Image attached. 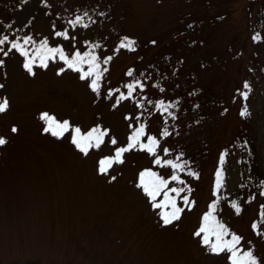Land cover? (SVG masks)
Listing matches in <instances>:
<instances>
[{
    "label": "rangeland",
    "instance_id": "obj_1",
    "mask_svg": "<svg viewBox=\"0 0 264 264\" xmlns=\"http://www.w3.org/2000/svg\"><path fill=\"white\" fill-rule=\"evenodd\" d=\"M78 1L67 0V4L75 6ZM80 2L82 6L77 7L85 9L88 24L94 18L88 5L94 0ZM106 3L109 13L100 27V44L95 53L103 75L99 90L94 92L89 86L92 78L81 80L80 73L67 68L59 55L49 59L47 67L40 66L37 56L30 74L23 66L25 57L11 49L13 42L19 43L28 52V58H32L46 40L49 47L63 49L69 58L76 52L91 54L90 48L95 46L90 45L96 36L90 30L80 31L79 38L73 37L74 46H70L65 41L71 37L65 40L44 25L31 32L34 21L29 15L33 8L24 7L16 14V0H0V39L7 37L0 44V101L7 99L9 104L0 113V137L7 141L0 146V264H229L228 253H211L194 233L210 205L215 204L213 215L229 230L224 239L237 233L249 238V243H257V238L249 235L247 224L255 214L256 204L250 203L239 214L230 207L239 174L238 152L229 147L221 163L222 186L214 194L217 146L226 149L232 143L240 123L236 106L224 112L217 106L212 111V123L198 127L184 125L183 120L174 125L163 118V113L156 114L144 126L145 134L141 138V143H147L148 136L159 141L155 155L139 150L137 145L123 153L122 163H113L104 174L99 171V161L114 157L116 149L127 146L140 115L135 109L132 111L133 103L117 100L120 73L133 58L119 48L124 38L131 35L138 40L149 35L164 38L174 34V28L188 19L209 20L210 16L226 13L209 33L226 42L233 38L236 48L244 43L243 65L252 64L258 69L256 59L249 58L253 52H264V39L254 44L243 39L259 32L264 37V24L260 25L264 0H108ZM29 37L31 40L25 45L24 40ZM104 56L111 59L105 63ZM220 65L215 63L218 80L214 81L218 95H226L231 84L228 87L223 84L230 81L237 64L231 71ZM81 67L83 71L88 69L86 63ZM105 68L107 71H103ZM253 73L248 75H261L259 69L254 68ZM209 74L206 76L210 77ZM246 75L245 67L243 77ZM251 81L256 84L255 95H261L264 80ZM220 86L224 87L219 89ZM255 95L251 100H255ZM257 109L256 103L255 114ZM43 113L59 122L68 121L69 131L61 138L45 132L46 123L40 118ZM215 120L218 124L211 129ZM241 123L255 132V122L241 120ZM13 127L17 129L15 133ZM76 127L81 134L99 127L107 130V135L98 148H90L85 155L71 143V129ZM164 130L169 132L166 137L162 135ZM257 132L264 137V124ZM203 134L205 137L200 140ZM165 145L171 151L170 160L180 146L204 148L197 159L199 171L194 180L177 174L183 183L172 181L173 170L154 163L157 157L165 161ZM145 170L169 181L165 191L185 189L179 196L169 192L176 197L177 206L184 209L179 220L164 225L159 213L170 209H154L143 190L137 187L139 175ZM184 196L191 202L189 205L184 204ZM163 199L161 192L156 202Z\"/></svg>",
    "mask_w": 264,
    "mask_h": 264
},
{
    "label": "trees",
    "instance_id": "obj_2",
    "mask_svg": "<svg viewBox=\"0 0 264 264\" xmlns=\"http://www.w3.org/2000/svg\"><path fill=\"white\" fill-rule=\"evenodd\" d=\"M106 1L108 0H94V2L89 3L88 9H92L94 18L88 24L85 23V9L77 7V5L82 6L80 0L75 6L68 5L67 0H16V14L24 7L33 8L34 10L29 15L31 21H34L30 29L31 32L42 25L53 34L67 32L68 38L65 40L70 37L72 39L65 41V44L70 46H74L71 42L73 37L74 39L79 38L80 31L90 30L96 36L93 44L90 45L95 46L94 49L90 48L91 54L95 55L100 44V39H98L100 38L98 35L101 31L100 27L103 22L107 21L109 13V5ZM37 16L39 18L36 20ZM77 16L82 18L83 24H86L87 27L69 24V21L74 20ZM226 16V13H221L214 17L210 16L209 20L199 19L195 22L188 19L174 28L176 29L174 34H169L164 38L149 35L138 40L133 35L128 37L135 41V51L124 50V53L132 55L133 58L126 65L124 71L120 73V80L116 84V94L117 100L121 94L128 96L126 85H135L138 82L139 86L134 88L130 96L133 97L134 95V97L131 100L128 98L120 100L133 103L132 111L135 109L137 113H140L135 124L137 128L141 125L146 126L147 122L159 113H163V118L171 120L174 125H179V121L183 120L184 125L192 124L198 127L205 122L212 123V115H214L212 111L217 106H220L221 112L230 111L233 107H237L236 117L240 123L235 130V136L233 134L232 143H229L226 149L220 145L217 146L214 174L216 176V172L220 170L222 175L224 167L221 163L223 164L224 160L222 161L220 157L225 158L228 147L231 150H236L238 152L239 183L234 199L230 202V207L232 202H236L243 210L250 203L256 204L255 214L249 218L247 224L249 235L257 238V243H249V238L245 239L241 234H232L241 237L237 246L241 254L244 251H251L257 258L258 264H264V256L261 257L260 255L261 251L264 254V222H262L261 217V206L264 205V195H261V192H264V148H262L264 137L257 132L258 128L264 124V87L260 90L263 92L261 95H255L253 90L256 84L253 85L251 81L253 78L254 80H259V78L264 80V52H253L249 58H255L260 65L258 69L261 75L253 77L254 68L258 69L256 66L252 67V64L243 65L245 59L244 43L236 48L233 44V38H229L226 42L217 40L215 36H211L209 33V29H213ZM263 24L264 17H261L260 25L263 26ZM260 35L259 32L255 35L246 36L243 40H249L250 44L259 43L264 39ZM256 36L259 39H254ZM107 58L109 57L104 56L102 61L105 62ZM217 62L221 64L219 67H226L224 69L229 71L237 64L230 81L223 84L225 87L231 84V90L226 95L223 93L218 95V90H216L217 82L214 80H218V70L215 66ZM245 67L247 75L243 77ZM129 70H132L131 76L127 74ZM208 72L210 77L206 76ZM250 73L253 74L248 75ZM255 73L257 74V72ZM206 78L209 79L206 80ZM201 79L203 80L201 81ZM204 80L207 83H203ZM245 84L249 86L247 89L244 87ZM224 86L218 88L222 89ZM242 92L248 93L246 100L241 95ZM254 95L255 100H251ZM226 100H229V103ZM159 102H163L165 105L171 104L174 107L169 108L167 112H162L156 107ZM151 103H153V109ZM256 103L258 109L255 114ZM245 108L247 114L242 116L241 111ZM160 117L162 118V116ZM241 120L255 122L257 124L255 132H251L252 129L247 125L246 127L243 126ZM216 122L217 120L211 125V129L217 126L218 123ZM204 137L205 134L200 137V140ZM217 139L218 136L215 140L217 141ZM206 144L205 142L204 145L206 146ZM163 149H168L164 160H170L169 146L165 145ZM177 149V154L171 160L182 165V167L177 169H173L171 166L167 167L179 177L186 176L194 180L199 171L197 159L200 158L204 148L196 145L189 149H184L182 146ZM189 172L194 175H189ZM231 209L234 208L231 207ZM253 223L258 225L256 230L252 228ZM227 239H231V235Z\"/></svg>",
    "mask_w": 264,
    "mask_h": 264
},
{
    "label": "snow or ice",
    "instance_id": "obj_3",
    "mask_svg": "<svg viewBox=\"0 0 264 264\" xmlns=\"http://www.w3.org/2000/svg\"><path fill=\"white\" fill-rule=\"evenodd\" d=\"M69 24L83 25L87 27L86 24H83V20L80 16H77L74 20H70ZM57 36H63L65 39L68 38L67 32H56ZM7 37L0 39V44H4ZM254 39H259L258 36L254 37ZM31 38H26L24 40V44L27 45L30 42ZM119 48L127 49L129 51H135V41L124 38ZM11 49H15L19 54L25 57V62L23 64L24 68L31 74L33 62L39 57L40 66L47 67V61L57 55H59L60 60L64 62L67 68L80 73V79L85 80L88 78H92L90 82V87L94 92L99 90V81L102 78L103 72L101 71L100 64L97 62L98 58L95 55L90 53H85L81 55L79 52H76L69 58L65 55L63 49L59 47H49L48 42L46 40L40 43V46L36 49V54L32 58H28V52L26 49L20 45L19 43L13 42L11 44ZM7 53H5L6 55ZM111 57L107 58L110 60ZM105 60V63H107ZM88 65L87 71L82 70L83 64ZM63 71V70H61ZM103 71H107V69H103ZM129 76L132 75V70H129L127 73ZM139 86L137 84H128L126 85L128 89V96L121 94L118 97V102L120 100L127 99L131 96L135 87ZM245 89L249 86L247 84L244 85ZM117 91H119L117 89ZM111 95V93H109ZM241 95L246 100L247 92H242ZM9 104L7 99L0 101V113H3L7 110ZM156 107L162 112H167L169 108L174 107V105H165L163 102H159ZM247 109H243L241 111V115H246ZM41 120L45 121L46 127L44 128L45 132L51 133L52 136L56 138H61L64 136L66 132L70 129V124L68 121L59 122L53 116H50L47 113L41 114ZM17 129L15 127L12 128V132H16ZM71 143L75 145V147L85 155L88 154V151L92 147H99L101 143H103V138L107 135V130H101L99 127L93 128L86 134H81L80 128H72L71 129ZM145 134V128L143 125L136 128L133 133L128 138V144L126 147L116 149L114 157H108L101 159L99 161V171L104 174L108 171V168L112 166L113 163H122V155L125 152H128L139 145V150L147 151L150 155H155L156 149L158 147L159 141L153 137H147V143H141V138ZM163 136H168L169 132L164 130L162 132ZM7 143L6 139L0 137V146ZM112 143L115 144V139L112 140ZM165 154L168 153V149H164ZM223 161V156L221 157ZM155 164L161 166H171L173 169L181 168L182 165L174 163L172 160L161 161L159 157H157L154 161ZM189 175H194L189 172ZM172 181H178L179 183H183V181L179 180V177L175 174L171 176ZM168 180H165L157 173L151 170L142 171L139 175V183L137 187L141 188L144 194L149 198L152 202V207L154 209H170L167 211H161L159 213L160 219L162 220L164 225H169L176 220L180 219L181 213L184 211L183 208L177 206L176 197L170 196L169 192L175 193L176 196H179L181 192H183L184 188H170L168 191L165 189L168 187ZM222 186V175L221 171L218 170L216 172V180L214 184V194L216 191L220 189ZM163 192L164 199L159 203L156 202L157 197ZM261 195H264V192H261ZM183 201L185 205H189L191 202L188 200L187 196L183 197ZM231 207L235 209L236 213L239 214L241 209L236 202H232ZM215 211V204L210 205V210L206 213L202 218V224L198 231L194 233L195 236L201 237L202 245L206 246L208 251L213 254H221L228 253L229 264H258L257 258L251 251H244L242 254L240 249L237 247L240 243L241 237L231 234V239H224L225 236L229 235V230L223 223H220L216 220V217L213 215ZM261 217L262 222H264V205L261 206ZM258 225L256 223L252 224L253 230H256ZM203 234V235H202ZM214 237V241H211L210 238Z\"/></svg>",
    "mask_w": 264,
    "mask_h": 264
}]
</instances>
